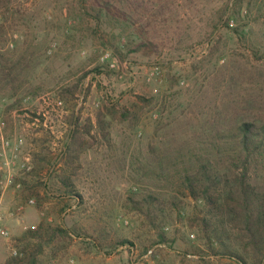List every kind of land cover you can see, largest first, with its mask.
<instances>
[{
	"label": "rangeland",
	"instance_id": "1",
	"mask_svg": "<svg viewBox=\"0 0 264 264\" xmlns=\"http://www.w3.org/2000/svg\"><path fill=\"white\" fill-rule=\"evenodd\" d=\"M242 121L264 123V0H0V264L41 222L73 236L39 264H241L202 201L159 198L158 228L135 203L152 153Z\"/></svg>",
	"mask_w": 264,
	"mask_h": 264
},
{
	"label": "trees",
	"instance_id": "2",
	"mask_svg": "<svg viewBox=\"0 0 264 264\" xmlns=\"http://www.w3.org/2000/svg\"><path fill=\"white\" fill-rule=\"evenodd\" d=\"M207 140L206 146L186 154L152 153L143 174L151 187L136 193L142 200L135 203V210L158 228L159 198L183 194L202 201L206 214L201 226L214 254L241 264H246L245 255L250 254L255 264H263L264 180L256 172L264 169V123L242 121L232 130L211 131ZM1 179L0 171V183ZM130 200L135 202L132 196ZM71 236L67 228L41 222L23 236L30 250L23 248L22 256L4 264H39L46 248ZM165 241L160 232L159 242Z\"/></svg>",
	"mask_w": 264,
	"mask_h": 264
},
{
	"label": "built area",
	"instance_id": "3",
	"mask_svg": "<svg viewBox=\"0 0 264 264\" xmlns=\"http://www.w3.org/2000/svg\"><path fill=\"white\" fill-rule=\"evenodd\" d=\"M109 57H110L109 53H105L103 55V60L109 59ZM112 66H114V65H112ZM44 104H45V108H46V114H48V115L51 114V112H53V111L54 112H58L63 107V101L62 100H59V99L50 100L48 97H47V99H44ZM46 114H44V115H46ZM18 146L19 145L16 146L15 150L18 149ZM2 147H3V149L9 148L10 147V142L9 141H3L2 142ZM29 203L30 204H34V200H32V199L29 200ZM1 221H2V217L0 215V222ZM0 235L3 236V237H8L9 236V231L6 228L0 226ZM152 252H153L152 250H149L147 252L146 256L152 254ZM14 254L16 255L17 252L14 251Z\"/></svg>",
	"mask_w": 264,
	"mask_h": 264
},
{
	"label": "crops",
	"instance_id": "4",
	"mask_svg": "<svg viewBox=\"0 0 264 264\" xmlns=\"http://www.w3.org/2000/svg\"><path fill=\"white\" fill-rule=\"evenodd\" d=\"M13 205V204H12Z\"/></svg>",
	"mask_w": 264,
	"mask_h": 264
}]
</instances>
